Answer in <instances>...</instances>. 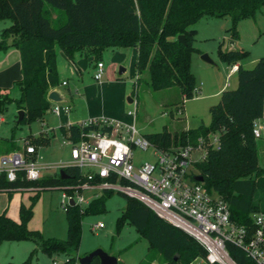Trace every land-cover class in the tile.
Listing matches in <instances>:
<instances>
[{
    "label": "trees",
    "instance_id": "16d2710c",
    "mask_svg": "<svg viewBox=\"0 0 264 264\" xmlns=\"http://www.w3.org/2000/svg\"><path fill=\"white\" fill-rule=\"evenodd\" d=\"M46 6L60 10L64 21L52 26L44 13ZM262 6L264 0H0V20H9L8 25L0 29V49L13 46L20 65L19 78L13 82L16 98L7 95V88H0V112L6 103L13 101L23 113L16 124L34 121L45 113L49 107L45 96L48 89L60 84L54 63V46L64 55L74 49L86 48L95 61L104 47H136L134 91L141 75L146 73L152 89L177 86L182 100L193 98L197 84L191 71V56L199 51L192 44L195 23L205 16L229 15L228 32L230 39L235 40L238 37L237 22L253 17ZM178 34L185 35L186 44L176 39ZM246 53L243 48L229 47L219 50L218 56L230 65L240 62ZM235 73L237 85L223 89L218 101L209 106L208 126L172 132L164 125L162 130L144 135L157 147L165 149L195 144L198 137L207 139L208 134L217 133L219 146L207 148L205 158L194 163L195 170L202 175V184L208 191H215L227 201L231 217L250 225V213L264 210V203L259 207L254 200L258 189L264 192V168L258 166V138L252 133L254 122L264 108V55L251 67L238 64ZM175 108L178 113L182 111L177 105ZM91 127L69 123L65 127L59 126V133L74 142L81 132ZM49 139V135L39 132L25 136L23 142L36 149L47 145ZM4 145H7L4 153L14 150L10 139ZM62 170V174H43L37 180L18 176L8 181L0 176V191L38 186L54 189L82 178L74 166L62 167ZM112 193L105 190L91 197L84 207L66 205L64 239L41 237L28 229L24 223L27 217L24 207H19V221L0 212V243L28 239L34 244L23 261L0 264H31L37 250L48 256L63 252L70 256L66 264H73L82 215L102 211L106 197ZM124 196L126 205L116 218V231L128 221L145 236L148 252L138 264H149L155 256H161L160 259L171 264L177 260L178 264H188L195 258H205L206 250L192 236L159 218L136 198ZM226 247L237 264H254L240 248L233 244H226ZM175 254L177 260H173ZM88 264H100L99 259L92 258ZM118 264L123 263L118 261Z\"/></svg>",
    "mask_w": 264,
    "mask_h": 264
},
{
    "label": "rangeland",
    "instance_id": "374dc122",
    "mask_svg": "<svg viewBox=\"0 0 264 264\" xmlns=\"http://www.w3.org/2000/svg\"><path fill=\"white\" fill-rule=\"evenodd\" d=\"M45 15L49 18L52 26H57L64 21L63 14L60 10L45 7ZM230 16L224 17L205 16L201 17L195 23V34L192 44L198 48V52H193L191 56V71L196 77L197 89L194 97L182 100L181 92L177 86L163 87L162 89H152L148 83L147 74L141 75L138 87L134 91V60L132 53L127 52L122 61H118L115 56L119 52L118 48L104 47L98 59L104 63L103 69L109 67L114 78L124 82V95L120 94L119 101L123 98V110L125 114L134 117V125L140 134H148L162 130L164 125L174 132L180 131L181 128L195 129L201 125L208 126L210 124L209 106L216 103L219 99L218 94H214L217 88L226 81L225 71L229 64L222 61L219 56V50H225L229 47L243 48L247 53L240 60V64L244 67H251L257 61L258 57L264 55V6H262L253 17H245L240 19L236 24L238 37L235 40L230 39L228 28L230 26ZM9 20L1 19L0 26L8 25ZM232 42V43H231ZM202 53H206L213 62H206L200 58ZM78 54H75L74 60ZM82 53L83 67L80 74L74 75L68 73L65 60H60V67L57 71L58 80L64 79L69 81L71 85V95L74 96L72 85L84 84L90 85L86 88V95L91 101V106L106 109L114 105L116 95L120 91V86H115L110 92L100 98L102 91L92 86L97 83V79L91 74V65L95 60L85 59ZM56 56V55H55ZM59 57V56H58ZM58 57L56 61L58 62ZM97 59V60H98ZM124 67L125 71L119 73V68ZM237 76L233 75L229 78L226 87L234 88L237 85ZM225 87V88H226ZM64 92V87H58ZM79 91V90H78ZM83 93V92H82ZM7 95L12 99L17 96V89L13 86L7 90ZM123 96V97H122ZM128 96L135 99L128 102ZM178 106L182 109L178 113ZM19 108L15 106L13 101L6 103L4 109L0 112L3 122L0 123V136L10 138L14 150L20 151L24 145V137L27 135L37 134L40 130V122L38 119L30 122H21L16 124V111ZM129 110L131 115H129ZM45 115H49L45 113ZM105 118L111 119L108 116ZM123 124H131L118 119ZM258 125H262L261 134L264 133V111L258 120ZM49 143L36 147L37 157L40 163L50 166L48 169L42 170L43 173L53 174L57 172L55 165L57 163H67L69 161V145L63 143L57 128L49 132ZM263 136L258 140V166L264 168V148L262 142ZM199 149L192 152L194 159L199 156ZM133 162L135 164L143 161H154L156 156L153 149L149 147L142 150L138 147L133 148ZM97 192L92 190H84L82 196L84 200L94 197ZM60 189H46L39 186L38 189L23 188L12 189L10 191L0 192V212L15 221H19V207H24L27 211V217L24 220L28 229L36 231L41 237H51L64 239L66 232L65 214L62 206H60ZM98 194V193H97ZM264 192L258 189L255 193V203L261 207L264 203ZM126 198L121 192H113L107 196L104 201V209L99 212L82 215L80 219L79 243L74 250L76 256L85 254L91 249L101 248L103 251L109 252L117 256L118 261L123 264H138L140 260L148 252V241L144 235H141L134 226L125 221L120 229L116 231V218L119 216L121 209L126 205ZM103 222L104 227L100 229H91V225L97 222ZM34 246L33 242L28 239L24 240H8L0 243V263L21 262L27 256L28 251ZM161 256H155L149 264L167 263ZM70 260V256L57 252L53 256H48L42 251H35L31 264H66ZM178 260L173 264H178ZM73 264H77L74 259ZM188 264H209L205 258H195Z\"/></svg>",
    "mask_w": 264,
    "mask_h": 264
},
{
    "label": "built area",
    "instance_id": "2783aa9c",
    "mask_svg": "<svg viewBox=\"0 0 264 264\" xmlns=\"http://www.w3.org/2000/svg\"><path fill=\"white\" fill-rule=\"evenodd\" d=\"M103 67L101 60L95 61L92 73L95 79L101 77ZM237 67L233 63L228 70L236 72ZM65 83L60 82L62 85ZM132 101L135 102V99ZM47 109L57 116L67 112L68 106L55 102ZM75 124L92 127L81 132L77 141L63 138V143L69 145V161L57 163L55 167L74 166L82 176L76 182L56 188L61 191L59 203L63 210L70 199L72 204L84 207L90 199L85 201L82 196L86 189L97 192L95 196L105 190L119 191L136 198L159 218L192 236L206 250L205 259L209 264H237L226 244L240 248L254 264H264V210L250 213V225L238 222L231 217L229 205L221 195L208 191L202 181L193 178L198 174L194 163L205 158L207 148L219 146L217 133L208 134L207 139L198 137L195 144L161 149L140 134L134 123L123 124L100 116ZM260 129L255 121L252 129L254 137L261 136ZM135 147L142 150L151 147L155 160L135 164L132 154ZM196 149L200 152L194 159L192 152ZM37 157L31 144L23 145L20 151L0 155V176L8 181L18 176L20 179L37 180L46 174L42 170L50 167L36 160ZM103 227L101 221L91 225V229Z\"/></svg>",
    "mask_w": 264,
    "mask_h": 264
},
{
    "label": "crops",
    "instance_id": "0c3cea01",
    "mask_svg": "<svg viewBox=\"0 0 264 264\" xmlns=\"http://www.w3.org/2000/svg\"><path fill=\"white\" fill-rule=\"evenodd\" d=\"M2 27L0 26V29H2ZM116 48H118L119 52L116 54L115 58L119 62L122 61L125 58L126 53L130 52V51L132 53L133 60H135L136 52H137L136 47L130 46L128 48H121V47H116ZM54 49H55V55H56L55 61H54V63L56 64V75H57L58 68L61 65V64H59L60 60H65V62L67 64L68 73H71L74 75H77V74L79 75L80 71L83 67V64H81L82 60H83L81 58L82 53L85 54L84 55L85 59L89 60L90 58H92V56L87 52L86 48L71 50L66 55H64L63 52L59 48H57L56 46H54ZM75 54H78V55H77L76 59L74 60ZM56 57H58V59H57L58 62L56 61ZM236 64L238 65L240 63L237 62ZM94 65H95V61L92 62V65H91V74L94 73V70H95ZM228 68H229V66L227 67V71H225V75L227 78L226 81L217 88V90L214 92V94L221 93V91L223 89H225L226 84L228 83V80L231 76H233V75L237 76V74L235 72H229ZM124 71H125V68L122 72H124ZM19 75H20V65H19V61H18L17 50L11 45H8V46L0 49V88L12 89L13 88V82H14V80L19 78ZM134 76H135V70H134ZM61 81H65L66 83L64 85L58 84L57 86H54V87L58 90L59 96L62 97V101H60L58 103L60 105L68 106L67 112H61L59 115L56 116L53 113L49 112L48 109H46L44 112L48 113L49 115H45V113H44L38 119L40 122V127H41V130L39 132H43V133L48 135L49 132L53 133V130L55 128H57L59 131V126L65 127L69 123H76L79 121H84V119H87V118L100 117L103 115L108 116L111 119H115V120L118 119V120H121L124 122L134 123V117L131 120L130 117H128V115L125 114V111L122 108L123 104L121 102H123V98H121V101H119L120 94L124 95L123 93L125 92L124 82L118 80L117 78H114V75L110 71L109 67H107L106 70L103 69V73H102L101 77H99V79H97L98 82L96 84L95 83L91 84L92 86L97 87L98 90H100V92L102 91V94L100 93V95H101L100 98H102V99H104V96H106L108 92H110L112 89H114L115 86H120L121 89H120L119 93H117V95H116L117 100H116V102L114 101L115 104L112 105V107H109L107 109L105 107H102V106H100V108H95V107L91 106L92 105L91 101L88 98V96L86 95V88H89L90 85L86 86L84 84H78V83L75 85H72L73 92H74V96H73V95H71V85H69V81L64 80V79H60V82ZM236 81H237V79H236ZM59 86L64 87V92L58 88ZM128 97H130V96H128ZM55 102L56 101H52V100L49 101V107L48 108H50ZM263 105H264V102H263ZM263 111H264V108H263ZM129 115H131L130 110H129ZM260 117H258V119L255 120L257 123L259 122L258 120ZM0 119H1L0 123H2L4 120L2 117H0ZM260 126L262 129V125H260ZM32 135H37V134H32ZM261 136H263V139H264V133H262ZM259 138H258V140H259ZM9 139L10 138H6V136L5 137L0 136V141L3 142V144H0L1 145L0 146V155H5L7 153V152L4 153V149H6V147H7V145H4V142L9 141ZM261 144H262V147L264 148V141ZM16 151H18V150H16ZM35 153L37 155L36 149H35ZM0 192H5V191H0ZM5 193H7V192H5Z\"/></svg>",
    "mask_w": 264,
    "mask_h": 264
},
{
    "label": "water",
    "instance_id": "95a60500",
    "mask_svg": "<svg viewBox=\"0 0 264 264\" xmlns=\"http://www.w3.org/2000/svg\"><path fill=\"white\" fill-rule=\"evenodd\" d=\"M180 42H182L183 44H186V40H185V35L184 34H178L177 38ZM200 58L206 62H213L212 59H210V57H208V55L206 53H202L200 55ZM124 70V67H120L119 68V73H121ZM47 99L49 101H56V102H60L62 101V97L59 96V92L56 88H51V90L47 91L46 95ZM133 99L132 97H128V102H131ZM16 122H19L21 117L23 116L22 113V109H18L16 111ZM58 174H62L63 170L62 168H59L57 170ZM193 178L197 181H202V175L197 174L194 175ZM69 205L72 204V200L70 199L68 201ZM97 257L99 259V263L100 264H118V258L116 255L111 254L109 252L103 251L101 248H95V249H91L88 252H86L83 255L80 256H76V261L78 264H88V262L92 259ZM178 259V255L175 254L173 257V260H177ZM164 264H171L170 261H168L167 263Z\"/></svg>",
    "mask_w": 264,
    "mask_h": 264
}]
</instances>
